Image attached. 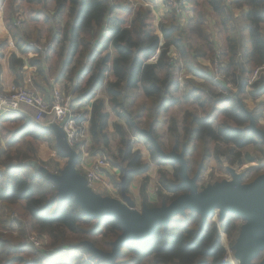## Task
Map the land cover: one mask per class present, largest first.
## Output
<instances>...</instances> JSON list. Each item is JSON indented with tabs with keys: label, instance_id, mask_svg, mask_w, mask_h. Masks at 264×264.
<instances>
[{
	"label": "trees",
	"instance_id": "obj_1",
	"mask_svg": "<svg viewBox=\"0 0 264 264\" xmlns=\"http://www.w3.org/2000/svg\"><path fill=\"white\" fill-rule=\"evenodd\" d=\"M17 1L14 0V15ZM24 1L28 13L33 14L31 19L38 22L33 30L35 41L45 36L56 42L63 55L60 76L70 83L67 91L74 102L91 104L90 144L86 151L90 155L107 152L111 166L118 170L119 182L112 184L119 193L130 195L128 187L133 177L145 174L150 163L169 164L173 171L170 175L162 169L158 171L160 191L156 204L147 202V180L141 183L139 193L147 206L168 204L189 191L186 185L178 186L179 164L162 158L141 130L156 140L163 153L183 152L188 175L199 169L200 176L210 159L223 169L221 156L229 165L239 167L254 162L257 158L243 151L249 145L257 146L264 157V141L250 128L253 121L257 128L264 129L258 123L264 114V76L249 86L251 91L246 90L250 73L264 62V0H178L194 8L185 26L179 23L172 9L154 25V15L148 6L129 1ZM32 2L40 5L37 12ZM200 2L211 10L223 35L217 57L219 71L225 76L222 82L213 80L200 61L207 59L214 63L216 57L215 43L207 32L205 11L198 8ZM50 10L52 15L48 14ZM235 10H239L238 15ZM8 26L11 29V23ZM26 39L29 34L14 25V42L22 52L29 49ZM108 48L113 50V55ZM156 52V60L149 61ZM18 62L14 56V63ZM180 70L187 74L182 97L176 96L181 89ZM228 83L236 87V96L229 94L223 98L222 91L227 90ZM136 88L145 96L138 113L143 127L127 110L126 93ZM101 89L106 100L97 96ZM244 96L261 101L249 110L243 102ZM181 100L192 101L196 109H185L181 122L174 117L162 120L161 114ZM110 112L122 117L127 128L117 121L110 122ZM9 120H13L11 130L4 135L8 142L10 133L14 136L19 130L20 138L42 140L60 157L70 152L63 134L44 129L31 120L14 126L13 116L2 117L0 128L9 125ZM160 124H167V145L158 140ZM111 133L117 137L115 151L110 149ZM133 137L144 143L149 161L133 149ZM2 154L0 227L5 232L0 230V264H228L224 262L227 251L220 232L226 235L228 246L233 249L241 217L225 212L219 221L213 220L212 214L202 219L198 212L189 209L174 215L165 226L158 225L149 239H133L121 245L113 260L97 256L94 251L112 252L113 242L123 232L120 221L115 217L87 216L72 197L59 194L56 182L40 171L48 169L41 162L36 161L39 168L26 164L30 160L26 155L12 164L13 156L20 157L22 153L15 150L6 154L7 158H2ZM80 160L78 155L76 167L82 174ZM55 169H59L58 161ZM262 173L257 172L250 179L249 171L243 172V183ZM14 223L19 224L17 236L10 233ZM30 234L47 240L42 255L34 257L32 245L26 242ZM82 253L89 254V259L85 260Z\"/></svg>",
	"mask_w": 264,
	"mask_h": 264
},
{
	"label": "water",
	"instance_id": "obj_2",
	"mask_svg": "<svg viewBox=\"0 0 264 264\" xmlns=\"http://www.w3.org/2000/svg\"><path fill=\"white\" fill-rule=\"evenodd\" d=\"M250 128L264 141V130L257 128L253 121ZM141 133L151 140L162 158L172 159L179 164L181 181L178 186H188L187 193L179 195L168 204L163 202L158 207H148L143 203L142 209L137 211L134 202L124 191H121L122 201L93 194L86 181L75 173V159L71 154L68 164L60 174L53 175L52 180L56 182L59 194L63 197H72L87 216L97 219L115 217L120 221L123 232L113 242L112 252L102 253L93 250L94 254L113 260L118 255L121 245L133 239H149L158 225L165 226L174 215L184 214L185 210L189 209L198 212L202 219L215 211H218V221L225 212L246 219L240 230L235 257L238 264H250L257 248H264V173L250 182L243 183L242 174L228 168L231 175L229 180L208 185L205 190L199 191L197 180L200 170L198 169L192 177L188 176L183 152L176 153L172 150L163 153L147 131L141 130ZM28 163L39 168L35 161H27L26 164ZM40 171L47 174L45 168H41ZM258 264H264V257Z\"/></svg>",
	"mask_w": 264,
	"mask_h": 264
},
{
	"label": "crops",
	"instance_id": "obj_3",
	"mask_svg": "<svg viewBox=\"0 0 264 264\" xmlns=\"http://www.w3.org/2000/svg\"><path fill=\"white\" fill-rule=\"evenodd\" d=\"M20 1L25 2L24 0H18L17 4H20ZM152 1H153L154 5L159 3V5L161 6L160 7L161 11L159 14L155 13V11H154L155 8H154V5L152 4L151 1L146 2L145 0H140L136 4L149 3L148 7L151 9V11L154 15V20H153L154 25H157L158 22L162 19L164 13L168 11V9L164 3V0H152ZM31 5L33 6L34 12H37L39 10V9H37V7H39L40 5L37 2H32ZM185 11H188L187 12L188 17L185 15L186 14ZM16 12H17V10H16ZM238 12H235V14L238 15L239 14ZM26 13H27L26 16L28 15L27 22L30 25H33V27H34V24L38 25L37 21L31 19L30 15H33V14L31 12L28 13V11ZM48 14L52 15V11L51 10L48 11ZM193 14H194V11H193V8L191 7V5L188 3L185 4L184 14L180 17L179 23L182 26H185L187 24L188 19L190 17H192ZM16 18L17 17L14 18V0H1V2H0V88L1 89H7L10 85H14V84L28 85L30 88H32L37 93L42 95L48 101L51 100L52 89L57 88V89L61 90L62 93L66 94V95H70L72 98V105L79 107L83 112L84 118H87L89 116V113H90L91 104L90 103L82 104V103L74 102L73 96L67 91V89L70 87V85H69L70 83L67 82L64 77L60 76V72H61L60 70L62 68V63H63V55L60 54L59 48L56 47L57 46L56 42H54V41L52 42V40H47L45 38V36H42L38 41H35L34 35L33 36L29 35V39H26V41H25L28 44L29 49H27L26 52H22L16 46V44L14 42V25L15 26L20 25V21H21L22 17L21 18L18 17L19 20H17ZM155 19L158 20L157 23H156ZM59 22H61V21L59 20ZM8 23H11V29L9 28ZM25 29L27 30V28H25ZM105 32H106V30L104 31V33ZM221 41H222V37L220 36L219 42L222 44ZM50 42L52 43V46L50 48H48L46 51H41L40 49L37 48L38 46L43 47V45H46ZM220 43L218 44L219 49L222 47V45H220ZM53 52H55L56 55H58L61 58V61L60 60L57 61L55 54H53ZM50 54H52V56H50ZM171 54L172 55L174 54L173 51H171ZM14 56L16 59H19L20 62L14 63ZM32 61H35V62H32ZM53 64H58V68H57L58 72L55 75L50 76L48 73L52 69ZM202 64L204 66H209V62L205 59H203ZM39 69H41V70H39ZM222 81H219V82H222ZM226 86H227V84H226ZM246 90L251 91L252 88L247 87ZM103 92H104V90H103ZM128 92L129 93H127V99H126V103L128 104V107L131 106V100L135 99L136 96H138L140 98L139 103H141V105H143V102L145 101V96H144V94L140 88L132 89V90H129ZM234 94L236 96V92ZM97 96L106 100L105 94H103V96H99V94H98ZM221 99H223V98H221ZM187 102H191V104H193L194 107H196L195 103H193L192 101H187ZM176 106H178V105H176ZM141 107H140V109H141ZM172 107H175V106H172ZM172 107H170L166 112H163L161 114L162 120L166 121V115H168V113L171 112ZM140 109H139V111H140ZM139 111H138V113H139ZM138 113L136 114L137 115L136 119L138 121L142 122V119L138 118ZM178 115L179 116H176L174 118H176L177 121L181 122L183 111H181V113ZM12 116L14 117V126L23 125V123L25 121L31 120V122L39 125L40 127L44 128V129H48L50 131L55 132L56 134L57 133L60 134V125L59 124L53 123V122H50V123L35 122L31 117V111L26 107H24L23 111L20 112L19 114L12 115ZM12 116H0V120L2 117L10 118ZM111 118H113V121L116 120V117H114L113 115ZM259 120H261V123H264V115ZM10 121H13V120H9V123H11ZM160 125H159L160 127L158 126L160 128V129H158V132H162V133L166 134L167 124H166V126H163V124H160ZM84 128H85L86 133H87V141L85 142L83 150H81L79 147H77V148H70L69 147L70 152L67 155L61 156V157L56 155L58 159L56 157H52V153H51L50 149L49 150L46 149L43 152H40L42 154L41 156L44 159H46V158L50 159L51 158L52 161L54 160V162H56V161L59 162V169L58 170L54 169V170L50 171L49 168L46 169V172L49 174V177L51 179L53 178L54 174H60V172L68 164V162L71 158V155H72V157L75 159V165H74L75 173L86 181L85 176H84L85 171L90 167V165L93 163V161L95 160V158H97L98 155L97 154L96 155H90L86 151L87 146L90 144V136H89V132H88V128H89V121L88 120H86L84 122ZM124 128H127V127L124 126ZM19 133H20L19 130L15 131L14 136L10 133L11 136H9V141L12 142L14 140V145L19 143L22 139L28 140V138H25L26 136H24L23 138L22 137L20 138ZM111 137L112 138L110 139V149H111V151H115L116 149H114V147L116 146V135L114 133H111ZM132 147L134 150H139L141 152V155H142L144 160H146V161L150 160L149 153L146 150L144 143L141 140H139L137 137L132 138ZM27 148L29 150L28 149L26 150V152H27L26 155L30 156V157L33 156L35 154V149L31 148L28 145H27ZM30 151L33 153V155H30ZM103 153H105V152H103ZM78 155H80V157H81L79 167L81 169L82 174L78 173L77 167H76ZM33 160H35V159L33 158ZM33 160L30 159L27 161H33ZM35 161H37V160H35ZM154 167H155L154 163H150L149 170L145 174L134 176L132 182L130 183L129 191L133 196L132 195H127V196L134 202V205H135L134 208L137 211H140L142 209L143 203L146 205V203L144 201H142L140 193H139L140 185L144 181V179L147 180V186H146L147 202L148 203L154 202L155 194H152V190H151L153 187V184H154V181L152 179V177H154V174H152ZM104 176H105V179L107 180V182L109 183L110 188H104V187L97 185V189L95 191L89 187L91 192L93 194H96V195H99L98 193L101 194L102 192H106L109 195H111V197H108V195H105V197L122 201L121 193H119V195L118 194L115 195V193L116 192L118 193V191L114 187V185L112 184V181L119 182L118 181V179H119L118 178V176H119L118 170H116L115 168L114 169L106 168L104 170Z\"/></svg>",
	"mask_w": 264,
	"mask_h": 264
},
{
	"label": "rangeland",
	"instance_id": "obj_4",
	"mask_svg": "<svg viewBox=\"0 0 264 264\" xmlns=\"http://www.w3.org/2000/svg\"><path fill=\"white\" fill-rule=\"evenodd\" d=\"M124 1H130L133 4H136L140 0H121V3H123ZM151 2L153 4V1L152 0H151ZM27 7L28 6H27V4L25 2L20 1V4H17L15 6V9L17 8L16 9L17 12H16V15H14V16L17 17L16 18L17 20H19L18 17H20V18L22 17V19L20 21V25H18L17 28L20 31H22L23 33L25 32V33H28L30 36L31 35L33 36V35H35V34H33V30H34L35 27H33V25H30L27 22V17H28V15L26 16V14H27L26 13L27 12ZM160 7L161 6L159 5V3H157L156 5H154V8H155L154 11H155V13H158V14L160 13V11H161L160 10ZM198 8L205 11L206 23L208 25L207 32H208L211 40L218 47V44L220 43L219 42L220 41V36L222 37V41L221 42L223 43V35L221 34V32H219V27L217 25L216 19H214V17L211 14V10L203 2H200V6ZM193 11H194V8H193ZM238 11L239 10H235V12H238ZM185 12H186L185 15L188 17V13H187L188 11H185ZM155 21H156V23L158 22L157 19H155ZM25 28H27V30ZM220 45H222V44L220 43ZM107 51L113 55V50L111 48H108ZM53 54H55V57H56L57 61H59V60L61 61V58L58 55H56L55 52H53ZM50 56H52V54H50ZM205 60H207V59H205ZM200 61H201V64H202L203 59H201ZM207 61L209 62V60H207ZM203 67L205 69H208L209 71H212V69H213V65L210 62H209V66H204L203 65ZM57 68H58V64H53L52 65V69L49 71L48 74L50 76L55 75L58 72ZM186 75H187L186 73H183V75L181 76V79L182 80L179 82L181 89L176 94V96H178V97H182L183 85L185 84L184 83V81H185L184 80V77H186ZM197 81L198 82H202V80H197ZM226 89H227L226 91H222V93H223L222 96L229 95V94H234L235 93V90H236V87L233 84L228 83V85L226 86ZM128 91H127V93H129ZM216 92L219 93L220 90L217 89ZM127 93H126V95H127ZM98 94H99V96H103V94H104L103 90L101 89ZM139 101H140V98L138 96H136L135 99H132L131 100V106L130 107H128V104L126 103L127 104V110L130 111L134 117L137 116L136 114L138 113L140 107L143 106V105H141V103H139ZM259 101H261V99H259V100H253L249 96L248 97L247 96H244V98H243V102L245 103L246 108L249 109V110L253 109L255 107V105L257 103H259ZM144 103H145V101L143 102V104ZM177 105L178 106L175 105V107H172L171 108V112H169L170 114L168 113V115H166V121H168L172 117L179 116L178 114H180L181 111L184 112L185 109H189V110L196 109L194 107V105L191 104V102H187L185 100H181L180 104H177ZM112 115L114 117H116V120L115 121H117V122L119 121L120 124H122V125H124L126 127V124L124 122V119L122 117H120V116H117V114H115L114 112H110V119H109L110 122L113 121V118H111ZM262 116L259 119H261ZM259 119H258V123L264 128V123H261V120H259ZM11 124L12 123H10L9 125L3 126V128H0V153L3 152L2 158H7L6 157V154H8L9 152L10 153H13L15 150L20 151L22 153V156L15 157V158L13 156V158L10 160V162L12 164H14V163L20 161L18 159H22L21 157L26 156V154H27L26 150L28 149L27 148V145H28L31 148L35 149V154L34 155L30 151V155H33L35 160H37L38 162H41L42 164L46 165L47 168L50 169V171L54 170L55 169V163L56 162H54V160L52 161L51 158L50 159H47V158L44 159L41 156L42 154L40 152H43L46 149H48V150L50 149L47 146V144L45 142H43L42 140H29V139L26 140V139H22L19 143L15 144V145H14V140L12 142H8L7 136L5 137L4 135L6 134V132H8V131L11 130L10 129V125ZM139 125L141 127H143V122H140ZM163 126H166V124H163ZM159 127L157 128L158 140L160 142H162L163 145L164 144L167 145V139H166L167 133L164 134L162 132H158V129H160ZM61 133H62V131H61ZM9 136H11V135H9ZM111 138L112 137L110 135V139ZM116 141H117V137H116ZM114 149H116V147H114ZM50 151L52 153V157H56L57 158L56 153L53 152L51 149H50ZM243 151L248 152V153H251L253 156H255L257 158V160L254 161V162H248V163L243 164L242 166L239 167L237 164H235V165H229L226 162L225 158L223 156H221L220 157V161L222 163L223 169H220L219 166H218V164L216 163V161L214 159H210L208 161L207 165H206L205 170L201 173V175L199 176L200 178L197 181L198 190L199 191H203V190H205L207 188L208 185H213L215 183L222 182L224 180H229L231 178V175H230L229 171L227 170L228 168H231V169L236 170V172H238L239 174H242V177H243V172L249 171V174H248L249 177L248 178L254 176V174H256L257 172H260V171L263 172L264 171V157L261 155L260 151L258 150V147L257 146H253V145H249V146L245 147L243 149ZM103 152H105V153H99L97 155L98 156H105L107 158V160H108V166H107V168L114 169L111 166L110 162H109V156H108L107 152L106 151H103ZM33 156H31L30 159L33 160ZM35 160H33V161H35ZM154 165H155V167H154V170L152 172V174H154V177H152V179L154 181V184H153V187H152L151 190H152V194H155V199H154V202H151L152 204H156L158 202V196H157V194H158V191H160V187H159V184H158V171L160 169H162V170H164L169 175L173 171L171 165H169V164H161V165H158V164H155L154 163ZM245 166L248 169H246ZM3 170H4V165H0V171H3ZM188 176L189 177H192L193 175H188ZM242 179H241V181L243 182ZM118 181H119V179H118ZM129 187H130V185H129ZM129 187H128V192H129L130 195H132L130 193V191H129ZM35 189H36V186H35ZM98 194L101 197H105V195H108V197H111V195H109L106 192H102L101 193L102 195L100 193H98ZM116 194L119 195V191H118V193L116 192L115 195ZM217 213H218V211H215L212 214L213 219L216 220V221H218V214ZM246 221H247L246 219H242L241 218V220L239 222L240 230H241V227L243 225H245ZM0 230H2L3 232H5V230H3L2 227H0ZM18 230H19V224L18 223H14L12 225V229L10 230V233L12 235H14V236H17L18 235ZM239 235H240V232L238 233V237H237L236 242L234 244V248L231 249L228 246V241H227L226 235L224 233L220 232V240H221V243H222V245L225 247V249L227 251L226 257L224 259V262L225 263L234 264L235 262H237V264H238V261H237V259H236L235 256H236V246H237V242H238ZM37 240L39 241V245L37 247L36 246L35 247L32 246V248H33L32 250L34 252V257H37L39 255H42L41 254L42 253L41 251H44L45 250L46 244L48 243L47 240L44 237H41V238L38 237ZM26 242L29 244V242L27 240H26ZM76 254H78V252H76ZM81 256L85 260H88L89 259V254H87V253H82ZM263 257H264V248L258 247L257 250H256V254L250 260V264H258ZM145 264H149V263L146 262Z\"/></svg>",
	"mask_w": 264,
	"mask_h": 264
},
{
	"label": "built area",
	"instance_id": "obj_5",
	"mask_svg": "<svg viewBox=\"0 0 264 264\" xmlns=\"http://www.w3.org/2000/svg\"><path fill=\"white\" fill-rule=\"evenodd\" d=\"M164 3L168 10H174L179 19L184 14L185 4H187L186 1L180 2L178 0H164ZM142 5L149 6V3H143ZM51 46L52 43L50 42L43 45V47L38 46L37 48L41 51H46ZM215 47L216 57L214 63H211L213 69L210 72L213 76V80L222 81L225 76L219 71L220 64L217 59L219 48L216 45ZM156 58L157 52L149 58V61L154 62ZM183 73V70H180L178 73L179 82L182 80L181 76ZM261 76H264V62L254 68L250 73L247 87L257 81ZM225 96L222 97L224 98ZM24 107L31 111V117L35 122H53L59 124L68 146L71 148L79 147L83 150L85 142L87 141L84 122L88 120V117L84 118L82 110L72 105V98L70 95H66L62 93L61 90L54 88L51 91V100L48 101L28 85L14 84L10 85L7 89L0 88V116L17 115L23 111ZM107 166L108 160L105 156H97V158H95L84 174L88 187L94 191L97 189V185L110 188L104 176V170ZM37 238L35 234H30L27 237V241L32 246L37 247L39 245Z\"/></svg>",
	"mask_w": 264,
	"mask_h": 264
},
{
	"label": "bare ground",
	"instance_id": "obj_6",
	"mask_svg": "<svg viewBox=\"0 0 264 264\" xmlns=\"http://www.w3.org/2000/svg\"><path fill=\"white\" fill-rule=\"evenodd\" d=\"M234 264H237V262H235Z\"/></svg>",
	"mask_w": 264,
	"mask_h": 264
}]
</instances>
